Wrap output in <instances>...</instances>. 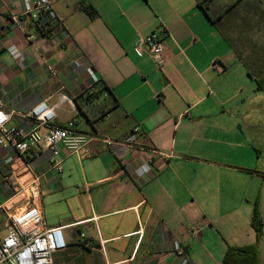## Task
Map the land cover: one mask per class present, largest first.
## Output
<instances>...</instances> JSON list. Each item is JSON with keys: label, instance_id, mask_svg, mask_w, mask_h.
<instances>
[{"label": "crops", "instance_id": "obj_1", "mask_svg": "<svg viewBox=\"0 0 264 264\" xmlns=\"http://www.w3.org/2000/svg\"><path fill=\"white\" fill-rule=\"evenodd\" d=\"M52 1L35 21L26 0H0V99L10 125L27 131L36 127L28 113L46 101L54 125L76 121L90 150L61 146L56 169L49 151L0 146V239L28 160L47 226L65 227L55 264H225L229 247L255 243L264 153L253 130L264 112L255 113L257 89L224 19L211 21L223 13H212L215 0L208 14L202 0ZM153 31L166 38L162 67L138 49ZM134 128L131 145L104 142ZM152 150L153 169L138 178Z\"/></svg>", "mask_w": 264, "mask_h": 264}, {"label": "built area", "instance_id": "obj_2", "mask_svg": "<svg viewBox=\"0 0 264 264\" xmlns=\"http://www.w3.org/2000/svg\"><path fill=\"white\" fill-rule=\"evenodd\" d=\"M26 11L34 10L49 12L53 8L52 0H38L32 6L26 0ZM32 18L39 20L38 13H32ZM165 42L163 33L153 31L141 39L138 49H144L150 58L162 67L165 63ZM95 84L99 78L91 68L86 69ZM66 98V96H63ZM28 115L36 122V127L27 131L21 127L10 125L12 113L9 112L3 99H0V146L4 149H12L26 155L33 150L49 151L50 161L54 168H62L61 146H65L71 153L89 152L90 139L76 131V121L68 122L64 127L54 125L56 118L55 108L50 107L46 101L35 105ZM40 128H45L41 133ZM139 129L134 128L126 138L121 141L105 139L109 144L131 145L137 140ZM150 151L147 161L137 168L134 173L138 178L148 175L154 164V157ZM25 182L13 195V207L7 211V224L5 237L0 239V264H55L54 255L67 249L68 243L64 233V226H47L43 213V199L41 191V177L36 175L30 161L25 160ZM21 175L19 174V177ZM11 180V176L5 177ZM198 228H193V233H198ZM90 245V241L85 242ZM175 251L182 255L185 249L180 242L175 243Z\"/></svg>", "mask_w": 264, "mask_h": 264}, {"label": "rangeland", "instance_id": "obj_3", "mask_svg": "<svg viewBox=\"0 0 264 264\" xmlns=\"http://www.w3.org/2000/svg\"><path fill=\"white\" fill-rule=\"evenodd\" d=\"M237 0H215L211 3L212 13L225 12L235 4ZM227 21H232L229 27ZM234 21V22H233ZM222 28L230 36L231 43L252 72L260 73L264 70V0H242L241 4L234 7L221 23ZM231 26V25H230ZM254 83L255 113L264 112V92L258 90L255 80L248 79V83ZM258 112V113H259ZM253 130L254 145L260 146L264 153V118L258 122ZM262 199V198H261ZM262 218L264 216V189L263 199L259 202ZM264 220V219H263ZM264 237V235H263ZM263 251H264V238ZM262 241V240H261Z\"/></svg>", "mask_w": 264, "mask_h": 264}, {"label": "trees", "instance_id": "obj_4", "mask_svg": "<svg viewBox=\"0 0 264 264\" xmlns=\"http://www.w3.org/2000/svg\"><path fill=\"white\" fill-rule=\"evenodd\" d=\"M212 1L213 0L199 1L200 6L205 10L207 14H208L207 11L208 4H210ZM241 2L242 0H237L234 5L228 8L225 12L221 13V15H219L217 18L210 17L211 21L217 27H219L218 20L224 19L229 13H231L233 8L240 5ZM90 12L94 14L95 11L92 10ZM227 23L228 25L230 24L229 21H227ZM225 38H227L228 41H231L228 35H225ZM248 71L251 78H253L256 81L258 85V90L264 92V70L261 71L260 73L252 72L250 69ZM259 202H260L259 200L255 202L254 215L252 219V226L255 229L257 235V241L253 244L244 247H229L224 257L225 264H262L259 245L264 235V220L261 215Z\"/></svg>", "mask_w": 264, "mask_h": 264}]
</instances>
